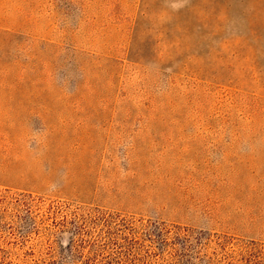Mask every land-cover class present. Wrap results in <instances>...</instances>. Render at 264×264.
<instances>
[{"label": "rangeland", "instance_id": "1", "mask_svg": "<svg viewBox=\"0 0 264 264\" xmlns=\"http://www.w3.org/2000/svg\"><path fill=\"white\" fill-rule=\"evenodd\" d=\"M0 264H264V0H0Z\"/></svg>", "mask_w": 264, "mask_h": 264}, {"label": "trees", "instance_id": "2", "mask_svg": "<svg viewBox=\"0 0 264 264\" xmlns=\"http://www.w3.org/2000/svg\"><path fill=\"white\" fill-rule=\"evenodd\" d=\"M0 253H1V251H0Z\"/></svg>", "mask_w": 264, "mask_h": 264}]
</instances>
